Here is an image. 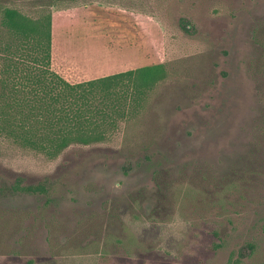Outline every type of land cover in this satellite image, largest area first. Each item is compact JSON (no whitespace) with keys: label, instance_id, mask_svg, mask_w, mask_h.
<instances>
[{"label":"rangeland","instance_id":"rangeland-1","mask_svg":"<svg viewBox=\"0 0 264 264\" xmlns=\"http://www.w3.org/2000/svg\"><path fill=\"white\" fill-rule=\"evenodd\" d=\"M6 8L52 17L71 83L136 71L98 141L0 132V264H264V0H0L11 58Z\"/></svg>","mask_w":264,"mask_h":264},{"label":"trees","instance_id":"trees-1","mask_svg":"<svg viewBox=\"0 0 264 264\" xmlns=\"http://www.w3.org/2000/svg\"><path fill=\"white\" fill-rule=\"evenodd\" d=\"M2 21L13 41L7 45L12 57L0 56V60H6L1 62V73H26L13 82L7 77L0 79V132L53 155L72 143L89 144L102 139V123L122 110L116 109V100L126 99L128 86L122 80L136 70L71 83L52 67L51 16L33 19L17 9L6 8ZM26 51L32 55L35 66L14 59ZM161 66L141 68L143 81L156 77ZM14 189L36 193L45 192L46 186H22L18 182Z\"/></svg>","mask_w":264,"mask_h":264}]
</instances>
